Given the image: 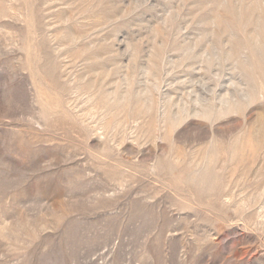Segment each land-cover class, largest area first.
Masks as SVG:
<instances>
[{
  "label": "rangeland",
  "instance_id": "374dc122",
  "mask_svg": "<svg viewBox=\"0 0 264 264\" xmlns=\"http://www.w3.org/2000/svg\"><path fill=\"white\" fill-rule=\"evenodd\" d=\"M0 264H264V0H0Z\"/></svg>",
  "mask_w": 264,
  "mask_h": 264
}]
</instances>
